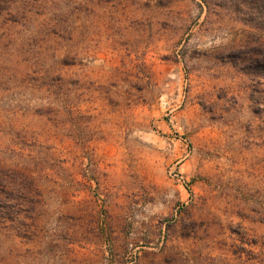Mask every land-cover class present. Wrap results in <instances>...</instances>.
Returning <instances> with one entry per match:
<instances>
[{
  "label": "rangeland",
  "instance_id": "obj_1",
  "mask_svg": "<svg viewBox=\"0 0 264 264\" xmlns=\"http://www.w3.org/2000/svg\"><path fill=\"white\" fill-rule=\"evenodd\" d=\"M0 264H264V0H0Z\"/></svg>",
  "mask_w": 264,
  "mask_h": 264
}]
</instances>
